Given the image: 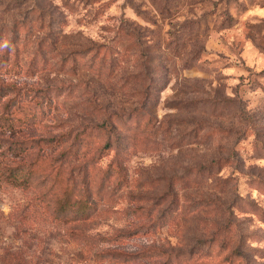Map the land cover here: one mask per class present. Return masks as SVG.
<instances>
[{
	"label": "rangeland",
	"instance_id": "rangeland-1",
	"mask_svg": "<svg viewBox=\"0 0 264 264\" xmlns=\"http://www.w3.org/2000/svg\"><path fill=\"white\" fill-rule=\"evenodd\" d=\"M0 85L94 156L1 148L0 264H264V0H0Z\"/></svg>",
	"mask_w": 264,
	"mask_h": 264
},
{
	"label": "trees",
	"instance_id": "trees-1",
	"mask_svg": "<svg viewBox=\"0 0 264 264\" xmlns=\"http://www.w3.org/2000/svg\"><path fill=\"white\" fill-rule=\"evenodd\" d=\"M5 86L7 88L9 87L8 85ZM5 86L0 85V150L3 146L11 150V157H9L10 163L3 167L9 171V175L14 179H20V176H23V168L19 166L20 159L14 160L13 157L19 158L21 153H25L28 149L34 148L33 158L29 162L34 165V169L44 170L46 167H50V171L55 170L54 175L59 181L63 180L68 183L78 182V179H85V176H87L85 166L88 164L89 160L94 159V156H88L89 150H85L83 146L75 152L69 149L73 147L78 140L83 142L82 136L84 135L85 128L74 126L70 129L67 128L65 131L53 137L41 134L36 127L42 125L43 116L47 113V105L50 103V97L48 96L50 88L42 87L35 89V94L38 96L36 101L37 106L35 105L33 110H29V102H23L17 98L14 100L16 93L9 95L4 101L1 100L7 93V90L4 88ZM89 124L98 126L97 123ZM29 126L34 127L31 133L26 134L27 137L23 136L13 139L16 133L21 132L24 128H29ZM4 135L12 137V139H4ZM63 143H67V145L62 146ZM60 146L61 149L56 151ZM58 161L60 162L58 163ZM67 186L68 193H72L73 186ZM79 202H81V199L74 200V204H80Z\"/></svg>",
	"mask_w": 264,
	"mask_h": 264
}]
</instances>
